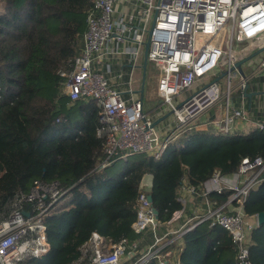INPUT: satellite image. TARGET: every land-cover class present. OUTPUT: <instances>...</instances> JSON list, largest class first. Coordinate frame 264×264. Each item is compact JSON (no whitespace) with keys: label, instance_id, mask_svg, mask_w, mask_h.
<instances>
[{"label":"built area","instance_id":"built-area-1","mask_svg":"<svg viewBox=\"0 0 264 264\" xmlns=\"http://www.w3.org/2000/svg\"><path fill=\"white\" fill-rule=\"evenodd\" d=\"M118 3L127 10L114 17ZM234 41L249 45L238 49ZM146 42L153 80L150 94L160 98L150 114L132 90V71ZM258 46L264 47V0H93L86 13L81 51L71 68L60 71L63 92L71 102L92 101L98 110L95 135L102 140L105 154L100 168L136 154L158 159L170 145H182L193 132L203 131L199 124L210 125L217 135L238 134L239 124L249 120L244 91L253 87L255 77L264 75V50L256 53ZM253 53L259 55L258 62L247 72L242 63L241 74L235 63ZM108 55L127 56V97L106 77ZM168 112L172 124L154 125L160 113ZM254 130L263 131L264 122L258 121ZM262 182L261 157H242L227 174L215 169L198 186L184 176L176 187L182 208L161 222L144 190L151 179L145 178L131 224L138 237L113 241L93 231L78 247L72 264H149L152 260L179 264L169 259L175 249L167 248L173 242L169 235H182L202 222L221 227L231 236L236 248L234 264H252L247 245L258 225L257 213L247 214L243 207L249 191ZM212 193H227V199L217 204ZM71 198V187L41 180L9 198L0 211V264H35L46 255L50 251L46 220L68 209ZM199 198L205 204L201 212L185 214L186 204L193 205ZM180 219L179 227L171 229ZM149 232L151 242L145 237Z\"/></svg>","mask_w":264,"mask_h":264},{"label":"trees","instance_id":"trees-1","mask_svg":"<svg viewBox=\"0 0 264 264\" xmlns=\"http://www.w3.org/2000/svg\"><path fill=\"white\" fill-rule=\"evenodd\" d=\"M1 2L0 211L35 180L71 187V206L46 220L50 251L35 264H72L93 231L113 241L136 239L131 224L145 178L151 179L144 190L157 218L166 222L182 208L176 195L182 177L198 186L215 169L232 172L242 157L264 158V130L227 136L195 131L158 159L136 154L120 172L100 168L105 154L95 135L98 110L92 101L71 102L60 75L81 51L93 0ZM210 197L223 203L227 193ZM243 208L264 211V182L249 191ZM145 237L150 240V232ZM182 239L179 264H234L236 248L221 227L203 222ZM247 248L252 264H264V223L252 230Z\"/></svg>","mask_w":264,"mask_h":264},{"label":"crops","instance_id":"crops-1","mask_svg":"<svg viewBox=\"0 0 264 264\" xmlns=\"http://www.w3.org/2000/svg\"><path fill=\"white\" fill-rule=\"evenodd\" d=\"M115 8L117 11L114 13V17H118L122 12L127 10L123 3H118ZM141 48H142V51H141ZM141 48H140V53L138 55L137 64L133 68V71H132L133 95L135 97H138V98H140L139 90L141 88L142 62H143V55H144L145 47L141 46ZM108 58L109 59H106V62L111 60L110 61V71L106 73V77L108 78L109 82L113 86H115L116 88L121 90L122 95L124 97L129 96L128 92L125 90L127 88V86L125 84L126 79L128 78L127 74L130 72V66H129V63L127 61V56H123L119 59H115V57H111L110 55H108ZM243 67H244V65L242 66V68ZM147 68H148V65L146 67V71H147ZM243 71L247 72L249 70H244V68H243ZM145 78H146V72H145ZM257 78L259 79V81L256 82V80L254 79L253 87L247 91V92H253L255 94L252 96L251 99H249L248 97L245 96L249 120L246 123L241 122L239 124V126L237 127V130H236L237 133L245 134L244 132L252 131V130L256 129V123L258 121L264 122V75L257 76ZM144 82H145V80H144ZM152 96H154V95L150 94V88H148L146 90V93L143 91L142 100H143V105H144V112L149 113V114L151 111H153L155 108H157L159 106V103H160L159 102L160 100H159L158 102H155L152 104V102H150V97L152 98ZM165 114L166 113H160L159 117H161ZM209 114L210 113L207 112L206 116ZM168 117H170V116H168ZM167 118H165L164 120H162L160 122L172 124L173 122L172 121L168 122L166 120ZM197 127L199 130H203V131H207V132L212 130L210 128V125H207V124H199ZM212 132H213V130L211 131V133ZM204 207H205V204L203 203L202 199L199 198V199L195 200L193 205L190 203L186 204L184 213L185 214L188 213V215L197 214V213L201 212V210ZM181 222H182L181 219L174 222V224H172V226L170 225L171 229H177L179 227V225L181 224ZM162 232H160V233H162ZM183 234L180 235V234H176V233H171L169 235V238H171L173 240L172 243L175 244V247H174L175 249H171L172 250V256L169 258L170 260L175 259V260H178L180 262V252H181L180 250L182 247V240H183L182 236H183ZM151 241H152V237L150 238V242ZM180 243H181V245H180ZM179 245H180V247L177 248Z\"/></svg>","mask_w":264,"mask_h":264},{"label":"rangeland","instance_id":"rangeland-1","mask_svg":"<svg viewBox=\"0 0 264 264\" xmlns=\"http://www.w3.org/2000/svg\"><path fill=\"white\" fill-rule=\"evenodd\" d=\"M2 0H0V12L2 11V2H1ZM156 0H154V2H155ZM248 45H249V43L248 42H245V43H237V42H235L234 41V46H236V47H238V49H245V48H247L248 47ZM258 48H260L259 46L258 47H256V49L255 50H257ZM258 60H259V55H257V56H254V57H252V58H250L249 60H247L246 62H245V64H244V70H250V69H252L253 68V66L258 62ZM255 80H256V82H258L259 81V79L257 78V77H255ZM153 80H150V68L148 67L147 68V71H146V78H145V82H144V92L146 93V90L148 89V88H150V84H152L153 82H152ZM220 89H221V91L223 90V85L221 84L220 85ZM146 98V97H145ZM160 100V98H158L157 96H152V98L150 97V102H152V104L153 103H155V102H158ZM168 122H171V117H168L167 119H166ZM212 130H210L209 132H211ZM178 144V143H177ZM133 155H131V156H129L128 157V159L130 158V157H132ZM125 166H124V160L123 159H118V160H116V161H114L112 164H111V166H110V168L108 169V172H110V173H117V172H120L121 170H123V168H124Z\"/></svg>","mask_w":264,"mask_h":264},{"label":"water","instance_id":"water-1","mask_svg":"<svg viewBox=\"0 0 264 264\" xmlns=\"http://www.w3.org/2000/svg\"><path fill=\"white\" fill-rule=\"evenodd\" d=\"M147 49H148V42L145 43V50H144V55H143V62H142V79H141V88L139 90V93H140V99L142 100L143 98V91H144V80H145V72H146V67H147ZM264 50V47L258 49L256 51V53H259L261 51ZM256 53H253L243 59H240L238 60L236 63H235V66L237 67L238 71L242 74L243 71H242V68H241V64L244 63L247 59H249L250 57L254 56ZM255 93L253 92H247L246 90L244 91V95L246 97H248L249 99L252 98V96L254 95ZM170 115V112L166 113L165 115L159 117L158 119H156V121L154 122V125L155 124H158L160 121L164 120L165 118H167L168 116ZM148 199L149 201H152V198H151V195L149 194L148 195ZM153 211L154 213L157 214V210L155 208H153ZM257 222H258V225L264 223V211H260L257 213Z\"/></svg>","mask_w":264,"mask_h":264}]
</instances>
